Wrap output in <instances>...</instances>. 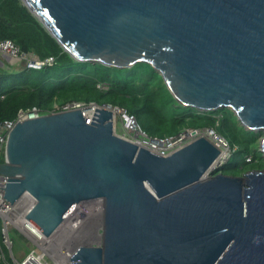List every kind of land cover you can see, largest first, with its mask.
I'll list each match as a JSON object with an SVG mask.
<instances>
[{
    "label": "water",
    "instance_id": "1",
    "mask_svg": "<svg viewBox=\"0 0 264 264\" xmlns=\"http://www.w3.org/2000/svg\"><path fill=\"white\" fill-rule=\"evenodd\" d=\"M20 2L74 59L147 62L182 106L264 131V0ZM217 156L204 137L162 155L116 135L105 107L90 124L74 109L17 122L0 174L7 201L34 198L25 217L44 235L104 198L102 245L72 264H264V171L201 179Z\"/></svg>",
    "mask_w": 264,
    "mask_h": 264
},
{
    "label": "trees",
    "instance_id": "2",
    "mask_svg": "<svg viewBox=\"0 0 264 264\" xmlns=\"http://www.w3.org/2000/svg\"><path fill=\"white\" fill-rule=\"evenodd\" d=\"M0 39H9L20 51L35 54L40 59L54 58L53 65L39 68L3 61L0 66V119H13L19 109L31 107H36L41 114H48L55 105L71 101L111 104L133 114L141 128L151 136L174 135L186 128H214L236 146L233 153L244 156L243 164L250 163L245 159L246 155L252 156L251 163L255 166L246 167L243 172L264 165L252 150L256 132L242 128L231 110L220 108L199 112L193 107L182 106L147 62L118 68L74 59L20 0H0ZM97 83L105 84L107 88L98 89ZM169 130L172 132L168 133ZM2 159L1 156L0 162ZM228 162L218 170L237 176L236 169L226 167Z\"/></svg>",
    "mask_w": 264,
    "mask_h": 264
},
{
    "label": "built area",
    "instance_id": "3",
    "mask_svg": "<svg viewBox=\"0 0 264 264\" xmlns=\"http://www.w3.org/2000/svg\"><path fill=\"white\" fill-rule=\"evenodd\" d=\"M0 65L3 61L24 62L28 66L47 67L54 64V58L48 56L40 59L35 54L20 51L19 47L9 39H0ZM98 89L107 88L105 84L97 83ZM85 107H90L86 109ZM105 107L112 114L113 131L116 135L127 140L138 147H143L153 152L167 155L174 150L188 144L199 137H204L210 141L224 157L218 158L212 167H220L232 153L236 146H232L226 138L219 134L214 128H186L177 134L169 136H151L147 134L137 122L135 116L130 114L125 108L113 106L111 104L98 105L95 102H66L48 114L59 111H70L82 109L85 122L90 124L96 108ZM43 114L36 107L29 109H19L13 119H0V157H4V146L8 133L17 122L36 118ZM117 122L120 125V132H116ZM3 161V159H2ZM1 163V162H0ZM7 183V176L0 174V264H72L73 254L79 247L101 246L102 239L99 236L103 229V220L97 219L102 216V207L97 204L87 205L79 202L65 217V219L49 234L44 235L41 230L26 219V214L32 207L31 202L28 209L22 212V201L25 198L33 201L32 197L25 193L15 202H9L4 198L3 189ZM94 216V217H93ZM100 224L94 231L93 223ZM95 223V224H96ZM16 228L26 239L28 247H22V252L16 255L13 251V240L9 231ZM96 235H95V233ZM89 240L86 243L82 241ZM18 254V253H17Z\"/></svg>",
    "mask_w": 264,
    "mask_h": 264
},
{
    "label": "rangeland",
    "instance_id": "4",
    "mask_svg": "<svg viewBox=\"0 0 264 264\" xmlns=\"http://www.w3.org/2000/svg\"><path fill=\"white\" fill-rule=\"evenodd\" d=\"M0 60H2V59H0ZM5 61V60H4ZM5 62H7V61H5ZM20 63H23V62H17V64H20ZM57 112H59V111H54V112H52V113H57ZM200 112V111H199ZM51 114V113H50ZM120 130H121V128H120V125H119V123L117 122V125H116V132L118 133V132H120ZM170 132H172V130H169L168 131V133H170ZM256 133V144L253 146V148H252V150H253V152L255 151V153H254V156H256V158H260L261 159V162H263V164H264V154H262V153H260V151H259V146H258V143H259V140L264 136V131H255ZM155 134L156 135H159L160 134V132H155ZM252 156H250V155H246L245 156V159L247 160V161H249L250 163L249 164H243V158H244V156L242 155V154H240V153H232V155L229 157V159H228V163H227V165H226V167H228V168H230V169H232V168H234V169H236V171H237V173H238V175L237 176H240L242 173H244L243 171H244V169L246 168V167H251V166H255V164H253V163H251V162H253V158H251ZM227 161V160H226ZM224 164V163H223ZM222 164V165H223ZM221 165V166H222ZM241 167V168H240ZM218 168L219 167H212V168H210V170L208 171V173H207V177H210L211 175H214V174H216V173H218V172H220L219 170H218ZM241 169H243V170H241ZM255 170H261V171H264V165H263V167L262 168H254ZM247 170V169H246ZM246 170H245V172H246ZM249 170H251V169H249ZM248 171V170H247ZM100 200L102 201V202H104V200L102 199V198H100ZM103 210H104V208H102ZM94 217V216H93ZM97 219H102V220H104V212H103V214H102V216H100V217H98L97 216ZM96 223V222H95ZM95 223H93L92 224V229L94 230V231H96L98 228H99V226H100V224H95ZM103 223H104V221H103ZM95 233V232H94ZM9 235H10V237L12 238V240H13V247H12V249H13V251L15 252V254L16 255H19L21 252H22V247L24 246V247H28V244H27V242H26V239L24 238V236L16 229V228H12V229H10V231H9ZM95 235H96V233H95ZM100 237H101V239H102V241H103V238H102V236H103V229H102V233L99 235ZM89 240H84V241H82L83 243H86V242H88ZM101 245H102V243H101ZM18 253V254H17Z\"/></svg>",
    "mask_w": 264,
    "mask_h": 264
},
{
    "label": "bare ground",
    "instance_id": "5",
    "mask_svg": "<svg viewBox=\"0 0 264 264\" xmlns=\"http://www.w3.org/2000/svg\"><path fill=\"white\" fill-rule=\"evenodd\" d=\"M29 119H31V118H29ZM22 122V121H21ZM206 139V138H205ZM210 142V141H209ZM151 151V150H150ZM220 157H224L223 156V153H220V151L218 150V156L216 157V159H214V162L211 164V166H209L208 168H207V170H205V172H204V174H203V176H202V178L201 179H203V178H208L207 177V173H208V171L210 170V168H212V166L214 165V163L218 160V158H220ZM25 194V193H24ZM30 195V194H29ZM31 196V195H30ZM32 197V196H31ZM100 198H102L103 200H104V198L103 197H99V196H95V197H93V198H88V199H85V200H83V201H80L81 202V204H87V205H94V206H96L97 204H99L102 208H104V206H105V202H102L101 200H100ZM32 199H33V201H31L30 199H28V198H25L22 202V212H24L26 209H28V207L30 206V204H31V202H35V200H34V198L32 197ZM79 203V202H78ZM78 203H76V204H78ZM102 211H104L103 209H102ZM103 227H104V225H103ZM102 238H103V236H102Z\"/></svg>",
    "mask_w": 264,
    "mask_h": 264
},
{
    "label": "crops",
    "instance_id": "6",
    "mask_svg": "<svg viewBox=\"0 0 264 264\" xmlns=\"http://www.w3.org/2000/svg\"><path fill=\"white\" fill-rule=\"evenodd\" d=\"M0 66H3V65H0Z\"/></svg>",
    "mask_w": 264,
    "mask_h": 264
}]
</instances>
